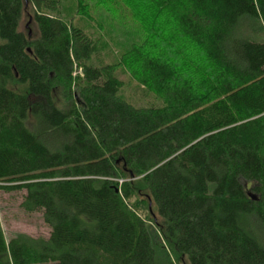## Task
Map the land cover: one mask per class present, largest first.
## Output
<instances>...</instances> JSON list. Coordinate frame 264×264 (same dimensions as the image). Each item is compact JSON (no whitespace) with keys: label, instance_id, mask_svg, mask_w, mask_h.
<instances>
[{"label":"trees","instance_id":"obj_1","mask_svg":"<svg viewBox=\"0 0 264 264\" xmlns=\"http://www.w3.org/2000/svg\"><path fill=\"white\" fill-rule=\"evenodd\" d=\"M147 1L208 70L131 49L136 107L63 0H0V192L49 229L0 264H264V0Z\"/></svg>","mask_w":264,"mask_h":264},{"label":"rangeland","instance_id":"obj_2","mask_svg":"<svg viewBox=\"0 0 264 264\" xmlns=\"http://www.w3.org/2000/svg\"><path fill=\"white\" fill-rule=\"evenodd\" d=\"M61 7L74 25L98 41L104 63L115 67L123 94L136 107L156 105L158 101L139 83L142 73L139 65L132 61L129 64L126 57L131 49L152 50L155 56L169 61L193 81L200 80L201 71L208 70L199 49L147 0H63ZM29 23L24 19L21 28L27 30ZM24 194L0 192V222L7 241L20 235L48 237L42 213H26L22 209Z\"/></svg>","mask_w":264,"mask_h":264}]
</instances>
